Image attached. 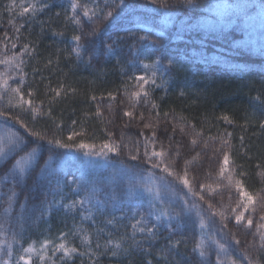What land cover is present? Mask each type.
<instances>
[{"label": "trees", "instance_id": "trees-1", "mask_svg": "<svg viewBox=\"0 0 264 264\" xmlns=\"http://www.w3.org/2000/svg\"><path fill=\"white\" fill-rule=\"evenodd\" d=\"M8 2L0 0V38L5 32L10 36L18 35L19 39L12 41L18 47L12 51L18 52L20 47L28 44L31 53L23 56V85H20L19 75L13 76L9 85L11 88L20 86L26 99L31 89L34 107L41 108L40 102L43 101L45 114L33 117L26 108H13L19 97L11 91L0 89V111L8 113L7 118L0 116V136L15 132L28 136L31 132H39L45 139L40 141L43 148L30 144L15 155L0 154V240L6 239L12 244L11 254L6 244H0V261L8 260L9 264H16L23 254L26 258L31 257L33 264H40V255L45 256L44 264H92L89 246L81 240L85 232L78 231V228L86 230L90 236L95 264H147L148 260L152 264H165L161 258L165 255L169 264H216L218 255L223 264H228V257L239 264H248L243 259L245 253L256 258L260 241L255 224L248 229L244 224L236 225L234 218L230 217L224 228V221L219 216L210 222L207 202L226 214L235 206L237 196L234 188L229 199L227 180L221 182L217 179L223 157V151L219 150L222 140L229 139L225 134L230 132L232 149H224L230 151L234 160L230 169H237L234 177L244 173L239 178L245 181L247 190L257 197L254 219L258 220L264 212V201L260 199L264 196L261 191L264 189V178L258 175L260 169L256 167L258 163L264 165V129L259 124V120L264 119V0H191L190 3L186 0H167L166 8L163 9L149 0H133V10L121 25L117 28L109 26L96 37H90L87 33L97 25L104 27L106 22L103 16L91 22L82 18V27H78L65 20L68 0H46L50 5L47 11L23 18L5 10ZM103 2L101 0V4ZM115 2L119 3L120 0ZM225 4L245 7L242 10H229L225 9ZM9 19H13L14 24L10 25ZM136 19L152 29L135 27ZM21 24L24 27L16 34L15 27ZM132 34L136 37L146 36L148 42L156 41L161 47L155 50L145 44L140 48L139 40L134 42L129 39ZM74 35H81L80 43L87 46L82 51V59H78L75 54L69 56L75 46L72 40ZM116 37L123 39L113 45L116 55L108 56L104 45L112 43ZM93 47L98 49L99 55L90 61L89 54ZM138 49L142 54L137 55ZM3 51L0 46V59L3 58ZM170 58L175 67L164 78L166 82L161 86V80L157 78L156 85L146 86L149 92L147 100L141 97L138 102L130 101V93L137 91V82L134 78L129 80V77L151 75V69L144 70L141 64L156 60L167 65ZM49 59L51 65L48 64ZM3 69L4 65H0V71ZM60 83L66 89H75V92L69 91L66 95L62 92L60 97L51 102L49 97L54 93L46 94V89L48 86L56 88ZM182 90L185 93L183 96L180 95ZM108 93H112L115 98L109 97ZM92 96L96 99L92 100ZM153 101L156 108H153ZM49 108L51 115L46 114ZM98 108L102 115H96ZM125 110L133 112L135 118L124 116ZM157 112L160 113L159 120ZM166 112L167 117L163 115ZM141 113L144 114L143 121L139 119ZM222 115L229 116L232 123L220 119ZM16 118L27 128H22ZM73 121H76L75 125ZM144 123H150L153 127L145 129ZM153 131L156 133L155 143L151 139ZM73 132L80 135L69 141L68 136ZM49 139L75 144L84 142L95 145V149L60 148L55 143L48 144ZM192 140L197 143L192 144ZM105 143H119L121 148L118 153H108L107 157L85 155L86 152L100 151ZM137 146L139 159L133 161L131 157L137 155ZM161 146L169 152L167 160L179 159V166L174 171L183 174L187 169L192 186L205 196L204 201H199L182 184L176 183L174 188L165 193L166 196L178 198L172 204V210L180 213L184 199L190 205L194 202L202 205L205 209L203 228L195 211L190 216L181 214L179 219L171 222L175 229L171 235L165 225L160 228L158 237L136 245L130 235V219L122 222L128 227L117 229L106 224L112 215L119 218V211H109L107 216L94 215L93 222L81 219L82 209L79 205L76 209L64 207L89 194L84 187L77 192L76 186L68 181H78L81 176L95 180L116 174L121 168H134L145 163L146 150L151 153L153 149L160 150ZM26 153L25 160L21 161L23 176L19 175V168H16L18 181L15 185L11 173L5 180V172ZM185 161L188 163L185 164ZM157 174H160L158 170ZM127 183L125 180L122 187H126ZM218 183L220 188L216 187ZM200 184L211 185L212 188L201 191ZM101 187L108 190L103 184ZM45 197L47 201L55 200L58 203L51 204L47 209L48 214L37 221L40 203ZM96 198L103 200L104 196L97 193ZM130 199L135 200L136 196ZM22 205L27 207L23 208ZM164 206L168 207L167 203ZM130 210V207L122 208L125 213ZM136 211L138 214L147 213V201ZM21 212L22 227L19 219ZM149 219L150 227L156 221ZM118 223L121 222L118 220ZM98 229L103 230L99 235ZM61 231L66 233L67 242L78 247L84 253L83 256L74 254L68 259L63 257L62 252L53 255L52 245L46 251L41 250L44 239L54 240L58 244ZM125 232L129 233L123 246L126 251L111 255L103 247L96 249L97 242L104 245L108 234L116 237ZM169 238L181 243L169 250ZM143 239L137 234L136 240ZM197 242L203 245V257L194 251ZM29 244L36 251L24 253L23 248ZM218 244H224L226 251H221ZM20 264L25 262L20 261Z\"/></svg>", "mask_w": 264, "mask_h": 264}, {"label": "snow or ice", "instance_id": "snow-or-ice-1", "mask_svg": "<svg viewBox=\"0 0 264 264\" xmlns=\"http://www.w3.org/2000/svg\"><path fill=\"white\" fill-rule=\"evenodd\" d=\"M151 4H159L161 9L166 8L167 0H149ZM186 2L190 3L191 0H186ZM69 7L65 9L66 15L65 20L70 21L72 24L82 27V18L88 20L89 22L100 18L103 16V20L106 22L104 27H100L97 25L90 32L87 33L90 37H96L103 34L106 29L111 26L112 28H117L118 25H121V22L124 21L128 14L133 10V0H120L119 3H116L115 0H104L103 4H101V0H88V2H81V0H68ZM55 7L56 5H51ZM50 5L46 2V0H9L8 4L5 6V10L9 13H15L17 16L23 18L29 14L31 16H35L39 12L47 11ZM225 9H236L242 10L245 6L243 5H232L225 4ZM264 7V5H262ZM107 9V11H105ZM153 11H160V9H154ZM79 13V15L77 14ZM57 16L60 15L59 12L56 13ZM9 24H14L13 19H9ZM24 27L23 24L15 27V33L18 34L20 30ZM127 30V29H123ZM159 35V34H158ZM18 35H9L8 32L3 34V37L0 38V46L3 48V58L0 59V65H4L3 71H0V89H3L5 92L11 91L15 94V96L19 97V100L16 104H13L12 107H21L26 108L31 111L33 117H37L39 115H44L43 113V101H41V108L34 107V96L33 91L30 89L27 93L28 99L25 98V94L22 92L21 87L17 86L15 88H11L9 85V80L13 78L15 75H19L20 77V85L24 83V73L22 71L21 65L23 64V56L30 55L29 45L24 44L20 47L19 51H12L13 49H17V43H13V40H18ZM82 37L81 35H74L72 40L75 42V46L71 49L69 56L75 54L78 59H82V51L86 50L87 46L81 44ZM122 37H116L112 43L105 44V54L108 56L116 55V51L114 50L113 45L122 40ZM129 39L140 41V48H143L145 44L152 49L159 50L161 45H159L156 41H147L146 36L136 37L132 34ZM10 45V48H9ZM131 51V46H130ZM11 53V54H9ZM142 54L139 49L137 50V55ZM99 55L98 49L93 47L92 51L89 54V60L93 58H97ZM117 62H119V57ZM51 59L48 60V64L51 65ZM141 67L144 70L151 69V75H136L135 77H129V80L135 79L137 82L135 87L137 91H133L129 95L130 101L138 102L141 97L145 100L149 97V92L146 90L147 85H156L157 78L161 80V86L166 82L164 80L165 77L168 76L169 72L172 71V68L175 67V64L171 60L168 61V64L165 65L160 63L159 61L153 60L149 63H142ZM75 92V89H66L63 83H60L58 87L51 88L50 86L46 89L47 92L54 93L53 96L49 97L51 102H54L56 98L61 96V93L64 92L66 95L67 92ZM109 97L115 98L112 93H108ZM180 95L183 96L185 93L183 90L180 92ZM92 100H95L96 97H90ZM153 108H156L157 105L155 102H152ZM47 115H51V109L49 108V112ZM96 115H102L100 109L96 110ZM124 116L129 118H135L134 113L131 111L125 110L123 113ZM165 117L168 116V113L163 114ZM0 116L8 117V113L5 111H0ZM157 120H159L160 113H156ZM144 114L141 113L139 119L143 121ZM17 123L21 124L22 128H27L25 124L19 121L18 118ZM220 119H223L227 123L231 124L232 120L227 115H222ZM7 122V121H5ZM76 121H73V125H75ZM259 124L261 129H264V119L259 120ZM153 125L150 123H144L145 129L152 128ZM194 127V125H193ZM183 131V129H181ZM173 132H175V128H173ZM78 133H71L68 136V140L72 141L74 136H79ZM111 135V133H109ZM143 135V133H141ZM196 135H200L197 133ZM229 139L232 136V133L225 134ZM35 137V139H33ZM156 133L152 132L151 139L152 142L155 143ZM45 137L41 136L39 132H31L28 136H22L18 132L8 133L7 136H0V154L4 156L15 155L17 152H22L24 149L28 148L30 144H37L40 148H43V144L40 141L44 140ZM215 139V138H213ZM229 139L222 140V148L219 151H223V157L220 161V166L217 173V179L221 182L227 180V187L230 190L229 199L232 198L231 190L234 188L235 195L237 196L235 206L231 208V212L226 214L223 211L217 210L211 202H207V211L209 213V221L215 219V217L219 216L223 223V227H227V223L229 222L230 217L234 218L236 225L244 224V226L248 229H251L255 224L256 232L259 235L260 248L259 255L256 258L250 257L247 253H245L243 259L248 261V264H264V212H262L257 219H254L256 209L257 197L254 196L251 192L247 190L245 187V181L239 177H243L244 173H239L238 177H234V173H236L237 169L231 168L230 164H234V160H232L230 151L232 149V145L229 143ZM192 144H196V140L191 141ZM48 144L55 143L56 146L60 148H78V149H95V145H89L87 143L81 142L79 144L75 143H64L59 139L56 140H47ZM241 146L243 147V137H241ZM171 147V145H169ZM121 148L119 143H105L100 151H92L91 153L86 152L85 155H96L107 157L108 153H118ZM229 149V150H224ZM106 150V151H105ZM30 151H35V149H31ZM139 147L137 146V155H133L131 159L136 161L139 159ZM20 157L15 161V164L11 169L5 172V180L9 178V173H11V179L13 183L18 181L17 174L15 172L16 168H19V175L23 176L24 168L21 165V161H24L26 156ZM169 152L161 146L160 150L153 149L151 153L147 150L144 152L145 163L141 165H136L134 168H121L118 173L110 175L109 177H98L95 180H91L86 176H81L78 181H68V183L74 184L76 186V191L78 192L81 187H84L88 190V195H85L83 198L72 201L68 205H64L66 209H76V206L79 205L81 211V219L82 220H93L94 215H102L107 216L109 211L115 213L119 211L120 217L117 218L115 215H112L110 219L106 220V224L113 225L115 228L119 227H128V225L123 224L122 222L125 219L131 220V239L134 241L136 245H140L144 242H150L152 237H158L159 230L163 226H167L169 229V234L171 235L175 229L172 228V221L180 218V215L183 214L185 216H190L193 211L197 213V217L200 219V227H204V219L203 212L205 209L202 205L194 202L193 204H188L187 199H184L181 212L177 213L172 210V204L176 202L174 196H166L165 193L168 192L171 188H174L176 183L182 184L192 196L198 197L199 201H204L205 196L201 194L200 191H196L192 186L188 178L187 169L180 174L179 172L174 171L175 167L179 166V159L174 161L167 160ZM177 157L179 153L176 154ZM188 161H185L187 164ZM257 169H260L258 175L264 178V165L257 164ZM157 170L160 174H157ZM145 176L148 177L145 180ZM169 177L173 179L169 180ZM127 180V186L122 187L124 181ZM60 181H57V185L59 186ZM101 184L107 187V191H105L104 187H101ZM90 185V187H89ZM220 184L216 185L217 188H220ZM199 188L201 191H205L206 189H211V185L200 184ZM264 192V189L261 190ZM97 193H102L104 199L96 198ZM15 192L13 190V196ZM133 195L136 196V199H130ZM260 199L264 201V196H261ZM12 197H9V202H11ZM147 201L149 205V211L147 213L140 212L137 213L136 209L139 208L143 202ZM58 203L57 201H47L45 197L44 201L40 203V216L36 217L37 221L41 219L44 215H47V209L51 206V204ZM167 203L168 207L164 205ZM88 207H85V206ZM110 205V208H109ZM264 206V205H262ZM23 208H26L27 205H22ZM130 207L131 210L127 213L122 211V208ZM35 210V209H33ZM95 210V211H93ZM5 212L8 209H4ZM139 215V218H137ZM153 218L156 223H152L149 227L150 219ZM19 219L21 221V227L23 226V212L19 214ZM118 220L121 223H118ZM93 222H95L93 220ZM78 231H84L85 234L81 237L82 243L89 246L90 254L93 256L92 264H95V253L91 251V241L90 236L87 234L86 230L82 228H78ZM102 229H98V235L102 232ZM137 234L141 235L143 240H136ZM129 238V233L125 232L120 236L114 237L112 234H108V239L105 241L104 245H101L99 242L96 244V249L99 250L103 247L106 252L110 251L111 255H116L122 250L126 251L123 248L124 243ZM60 242L58 244L54 243V240L44 239L41 242V250L46 251L50 245L53 246V255H56L58 252L63 253V257L71 259L74 254L83 256L84 253L80 252L78 247L70 245L67 242L66 233L63 231L60 232L58 237ZM210 239V237H209ZM181 241H171L169 238V250L175 249L179 246ZM237 244L240 243L239 240L236 241ZM0 244H6L9 249V254H11L12 244L5 240H0ZM109 246H111L109 248ZM202 243L197 242L194 244V251H198L199 255L203 257L204 251L202 250ZM218 247L221 251H226L224 244H218ZM36 249L29 244L28 247L23 248L24 253H33ZM147 253V249L144 250ZM164 259L165 264H169L167 256L161 257ZM45 256L40 255L39 261L40 264H44ZM20 261H24L25 264H33L31 257H25V255L21 254L16 262V264H20ZM0 264H9L8 260L0 261ZM147 264H152L151 260L147 261ZM216 264H223L219 255L216 259ZM228 264H239L237 260L228 257Z\"/></svg>", "mask_w": 264, "mask_h": 264}, {"label": "rangeland", "instance_id": "rangeland-1", "mask_svg": "<svg viewBox=\"0 0 264 264\" xmlns=\"http://www.w3.org/2000/svg\"><path fill=\"white\" fill-rule=\"evenodd\" d=\"M135 27H140V28H144V29H152L151 27H149L148 25H145L141 22L138 21V19H136V22H135ZM157 33H161L160 31L158 30H155Z\"/></svg>", "mask_w": 264, "mask_h": 264}]
</instances>
